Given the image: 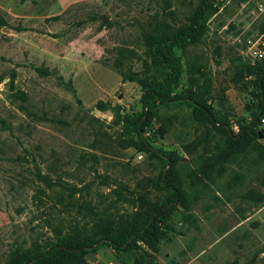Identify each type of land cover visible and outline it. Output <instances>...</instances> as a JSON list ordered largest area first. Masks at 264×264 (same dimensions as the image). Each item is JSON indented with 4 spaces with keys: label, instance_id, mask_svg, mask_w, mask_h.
I'll list each match as a JSON object with an SVG mask.
<instances>
[{
    "label": "rangeland",
    "instance_id": "1",
    "mask_svg": "<svg viewBox=\"0 0 264 264\" xmlns=\"http://www.w3.org/2000/svg\"><path fill=\"white\" fill-rule=\"evenodd\" d=\"M200 1L0 0V264L161 207L158 251L104 245L85 264H264V203L248 196L264 194V153L232 146L220 123L185 104L157 107L144 148L125 127L142 111L137 77H158L146 36L187 23ZM215 3L199 40L175 48L174 92L209 79L207 102L237 133L258 102L254 76H235L233 60L250 62L264 0ZM169 169L179 202L158 182Z\"/></svg>",
    "mask_w": 264,
    "mask_h": 264
},
{
    "label": "trees",
    "instance_id": "2",
    "mask_svg": "<svg viewBox=\"0 0 264 264\" xmlns=\"http://www.w3.org/2000/svg\"><path fill=\"white\" fill-rule=\"evenodd\" d=\"M218 5L215 0H201L200 4L188 16V22L174 29H169L161 33H151L146 36V46L149 61L146 60L147 68H152L158 72V77L149 79L148 77H137V82L144 88L142 95V111L137 113L134 118L125 127L129 131H135L141 138L140 147H145L143 138L146 128L155 117L156 109L159 105H187L193 108L195 112L204 114L212 123H220L226 131L229 142L232 146H246L248 143L261 153H264V146L257 142L256 127L264 114V59L250 63L242 57L233 60L235 76L242 74L251 75L255 78L256 98L258 106L253 112L252 119L245 125H240L237 133H234L229 124L221 123L216 115L212 105L207 102L206 97L212 90V82L206 79L202 83H195L193 87L186 89L187 92L176 93L174 90L178 87V81L181 73L180 57L175 48L184 50L190 43L199 40L206 29V12L217 10ZM8 25V21L0 13V27ZM19 28V27H17ZM264 26L261 27V30ZM119 119H117V122ZM264 155V154H263ZM172 160V159H167ZM167 164V162H166ZM170 169L161 176L159 185L167 189L172 194L169 202H179L178 188L171 185H165L164 180ZM47 185H52L48 177L42 176ZM163 183H162V182ZM256 206L264 203V194L259 190L248 192ZM168 202V203H169ZM167 203V204H168ZM162 208V207H161ZM160 208V209H161ZM154 208L150 215L144 219L126 223L121 227V222L113 223L109 221L107 225L98 223L91 229L95 230L98 237H90L82 232V236L67 235L51 244L46 250H41L37 245L33 248L20 251L18 256L9 262V264H85L84 255L94 252L101 246H109L113 250L122 251L130 245L141 241L148 249L146 251L154 253L158 251L159 241L165 233L158 227L155 228L156 215L160 210ZM151 229V230H150ZM140 244V243H139ZM142 246V245H141ZM140 246V247H141ZM143 248V247H142ZM144 249V248H143Z\"/></svg>",
    "mask_w": 264,
    "mask_h": 264
},
{
    "label": "built area",
    "instance_id": "3",
    "mask_svg": "<svg viewBox=\"0 0 264 264\" xmlns=\"http://www.w3.org/2000/svg\"><path fill=\"white\" fill-rule=\"evenodd\" d=\"M246 54L251 63L264 59V28L258 30L256 35L248 40ZM260 123L264 126V114L260 118ZM139 243L144 249H148L141 241Z\"/></svg>",
    "mask_w": 264,
    "mask_h": 264
}]
</instances>
